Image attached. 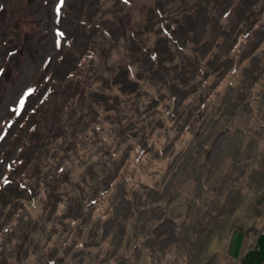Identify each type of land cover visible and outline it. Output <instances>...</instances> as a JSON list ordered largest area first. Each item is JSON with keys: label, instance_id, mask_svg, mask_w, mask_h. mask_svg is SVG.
Here are the masks:
<instances>
[{"label": "rangeland", "instance_id": "374dc122", "mask_svg": "<svg viewBox=\"0 0 264 264\" xmlns=\"http://www.w3.org/2000/svg\"><path fill=\"white\" fill-rule=\"evenodd\" d=\"M251 1L0 0V264H264Z\"/></svg>", "mask_w": 264, "mask_h": 264}, {"label": "trees", "instance_id": "16d2710c", "mask_svg": "<svg viewBox=\"0 0 264 264\" xmlns=\"http://www.w3.org/2000/svg\"><path fill=\"white\" fill-rule=\"evenodd\" d=\"M246 6V8H245V10H242V9H240V6L238 7V10H239V14H240V12H242L243 11V13H245L246 11H252V8L253 7H255V4H254V2H253V0L251 1V2H249L248 4H246L245 5ZM253 6V7H252ZM224 15H225V13H223ZM223 16V15H222ZM221 16V17H222ZM229 16V14H227V15H225L224 17H228ZM255 23H257L256 22V20H254V22H252V24H251V26H250V28H251V30H255L256 29V27L254 26V24ZM179 33V32H178ZM231 33H233L234 34V31L233 32H230V31H226V28H224L223 27V29H221V31H219L218 33H217V35L216 34H214L216 37H215V40H216V38L218 39H221L222 37L223 38H227V40H229V42H230V38L229 37H231ZM233 34H232V36H233ZM235 37H234V40H233V42L230 44V46H229V52H231L232 50H234V48L235 47H239L240 46V40H242V33H238V34H236V35H234ZM227 42V41H226ZM228 42V43H229ZM179 51L180 52H182L183 54V56H182V58H184L185 56H186V53L184 52V48H182V47H180V49H179ZM208 52H210V53H213V52H211V50H209ZM207 52V53H208ZM219 55V54H218ZM217 55V56H218ZM203 57H205L206 56V54H204V55H202ZM182 61H184V63L185 64H187L188 65V63L184 60V59H182ZM217 62H220V63H222V61H220V60H218ZM222 65V64H221ZM218 67H221L220 65H218V66H216V68H218ZM127 68H125L124 66H121V68H120V71L122 70H126ZM187 71H192V69L189 67L188 69H186L185 70V73H184V75H186L187 73ZM197 72L198 73H201V70H199V68H197ZM226 73V72H225ZM224 73V74H225ZM146 74H148V73H146ZM203 74H205V76L207 75V73H205V72H203ZM179 75H182V73H180ZM188 78H189V76H188ZM195 78V76H194V73L192 72V74H191V79H194ZM149 79V78H148ZM148 79H146V80H143V79H137L138 81H141V82H145V81H147ZM184 80H185V76H184V78H183ZM178 80L179 81H182V79L180 80V77L178 78ZM114 84H117V82H115ZM181 84H183V85H185L186 86V84L185 83H181ZM130 87H131V90L129 91V93H133V92H135V91H138L139 89H140V87L139 86H137L136 84L134 85L133 83H131L130 84ZM112 108V107H111ZM109 111V110H108ZM79 113V112H78ZM80 123H82V122H80ZM75 130H76V128H75ZM21 165H23L22 164V162L21 161H19V165H18V168L20 169V171L18 172V174L20 175L21 174V170H22V167L23 166H21ZM10 168V167H9ZM10 181L9 180H7L6 181V183L8 184ZM23 182L22 181H18L17 182V184L15 185L17 188L16 189H18L19 191H21V192H24L25 193V186L22 184ZM19 185L20 186H24L23 188H20L19 187ZM16 189H12L13 191H7L6 192V196L7 195H13L14 193H15V191H16ZM15 190V191H14ZM30 192H31V190H30ZM264 254V253H263ZM260 255L261 254H259L257 257H256V260L257 259H259V257H260ZM251 260H254V258H251Z\"/></svg>", "mask_w": 264, "mask_h": 264}, {"label": "snow or ice", "instance_id": "6c2138e0", "mask_svg": "<svg viewBox=\"0 0 264 264\" xmlns=\"http://www.w3.org/2000/svg\"><path fill=\"white\" fill-rule=\"evenodd\" d=\"M64 0H60V3L56 6L55 11L57 13V15L59 16L60 12H61V5H63ZM59 36H63L64 34L62 32L58 33ZM33 92V89H29L28 92L25 93V97L31 95V93ZM25 106V99L22 97L19 101V106L16 109H13V111L16 112L17 115L20 114V110L23 109ZM3 137H0V139H2Z\"/></svg>", "mask_w": 264, "mask_h": 264}]
</instances>
